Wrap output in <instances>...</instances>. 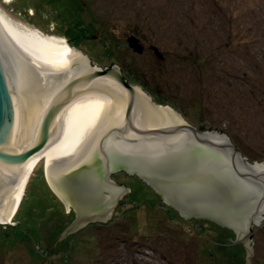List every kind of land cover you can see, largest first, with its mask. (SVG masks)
Masks as SVG:
<instances>
[{"label":"rangeland","instance_id":"1","mask_svg":"<svg viewBox=\"0 0 264 264\" xmlns=\"http://www.w3.org/2000/svg\"><path fill=\"white\" fill-rule=\"evenodd\" d=\"M0 10L91 64L117 65L157 105L264 160V0H0ZM110 177L128 188L110 217L52 245L75 211H65L39 160L14 225L0 224V264H246L231 228L184 218L136 176ZM250 246L251 264H264V214Z\"/></svg>","mask_w":264,"mask_h":264},{"label":"water","instance_id":"2","mask_svg":"<svg viewBox=\"0 0 264 264\" xmlns=\"http://www.w3.org/2000/svg\"><path fill=\"white\" fill-rule=\"evenodd\" d=\"M127 42L142 52L137 37ZM90 60L73 47L40 48L0 20V219L20 168L43 148L51 189L66 212L75 211L52 245L110 217L128 191L110 175L123 171L184 218L231 228L251 264L253 228L264 214V160L242 155L225 132L196 128L157 105L117 65ZM40 112L37 135L24 149L29 122Z\"/></svg>","mask_w":264,"mask_h":264},{"label":"bare ground","instance_id":"3","mask_svg":"<svg viewBox=\"0 0 264 264\" xmlns=\"http://www.w3.org/2000/svg\"><path fill=\"white\" fill-rule=\"evenodd\" d=\"M2 1L10 2L12 0H2ZM30 11L32 10L30 9ZM0 20L8 24L9 26H11L13 29H15L17 32H19L26 38H28L32 43H34L40 48H43V49H58V48H63V47L70 48L68 43L62 40V38L59 39L57 36H51V35L46 36L43 33H41L39 30L31 29L28 26L22 24L21 22H18L17 20H13L11 18L8 19L5 15H3L2 10H0ZM43 114L44 112H40L36 114L35 116H33L32 119L30 120L29 125H28L24 149L29 147L33 143L37 135L38 128H39ZM39 160H42V168L45 173L46 159H45V153H44L43 148L39 152L34 154L24 164V166L20 168L16 192H15L12 204L10 206L8 213L5 215V217L3 219H0V224L14 225L13 218L17 216L16 214L19 210V207L21 206V201L23 199V196L25 195V189L27 188L28 181L35 167L37 166V163L39 162Z\"/></svg>","mask_w":264,"mask_h":264},{"label":"trees","instance_id":"4","mask_svg":"<svg viewBox=\"0 0 264 264\" xmlns=\"http://www.w3.org/2000/svg\"><path fill=\"white\" fill-rule=\"evenodd\" d=\"M139 180V179H138Z\"/></svg>","mask_w":264,"mask_h":264}]
</instances>
